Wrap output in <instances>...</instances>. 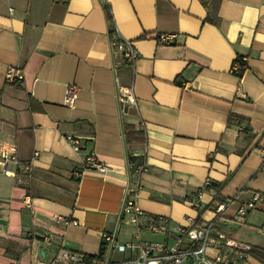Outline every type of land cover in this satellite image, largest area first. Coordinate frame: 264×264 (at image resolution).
Listing matches in <instances>:
<instances>
[{
    "label": "crops",
    "instance_id": "1",
    "mask_svg": "<svg viewBox=\"0 0 264 264\" xmlns=\"http://www.w3.org/2000/svg\"><path fill=\"white\" fill-rule=\"evenodd\" d=\"M116 33L134 42L133 66L113 53ZM8 68L22 79L7 82ZM130 85L135 105L120 107L117 87ZM129 129L142 140L128 142ZM262 145L264 0H0V151L16 159L0 161V264H49L59 248L96 257L103 234L115 236L111 261L134 258L128 188L144 215L183 227L209 224L224 203L212 233L264 250ZM88 155L106 170L86 169Z\"/></svg>",
    "mask_w": 264,
    "mask_h": 264
},
{
    "label": "built area",
    "instance_id": "2",
    "mask_svg": "<svg viewBox=\"0 0 264 264\" xmlns=\"http://www.w3.org/2000/svg\"><path fill=\"white\" fill-rule=\"evenodd\" d=\"M175 34L156 35V41L160 45L171 46L175 43ZM113 53L119 61L133 66L138 58V53L134 47V42L124 39L117 33L110 43ZM241 61L233 64L232 71L237 76H241ZM22 72L17 68H8L5 80L12 82L22 79ZM117 100L120 107L135 105V97L132 86L117 87ZM78 98V90L73 85L65 87L63 104L68 108H73ZM66 140L74 149H78L79 138L76 136H67ZM258 154L264 160V145L258 149ZM14 147L8 150L0 151V161L5 165L7 162L15 163ZM85 168L93 169L98 172L106 170L105 165L98 163L93 155H88L85 159ZM27 169V168H26ZM6 175L14 177L13 173L5 170ZM135 190L127 189L120 210V217L127 218L130 224L137 231V252L134 258H129L121 262L111 261L109 254L115 248V236L103 234L102 242L107 246V258L100 263L94 257H88L80 252L70 251L59 248L49 264H240L248 247L240 245L224 237L219 232L212 233L215 221L225 210L224 203H218L214 207V220L204 226L183 227L173 221L160 217L146 216L135 202ZM259 195H255L253 201H256ZM29 206V202L26 201ZM248 207H253V202L248 203ZM238 214L246 215L244 209H240ZM57 222H66L65 219L57 217ZM67 223V222H66ZM72 224L74 222H71ZM142 231H148L153 235L161 236L160 241H145L140 238ZM261 231L264 232V224ZM46 243L51 244V237H44ZM10 264H17L13 261Z\"/></svg>",
    "mask_w": 264,
    "mask_h": 264
},
{
    "label": "trees",
    "instance_id": "3",
    "mask_svg": "<svg viewBox=\"0 0 264 264\" xmlns=\"http://www.w3.org/2000/svg\"><path fill=\"white\" fill-rule=\"evenodd\" d=\"M107 16H109V13L107 12ZM241 72L244 71L245 66L241 63ZM127 136V141L131 142V141H141L142 140V136L140 135L139 132L134 131L133 129H129V132L126 133ZM218 225H214V229H217ZM24 251L23 248H20L16 253L15 252H10V255L13 259L18 260L20 255L22 254V252ZM9 251L7 250V253ZM248 255H251L261 261H264V250L262 249H258V248H249V250L246 252ZM245 253V254H246ZM108 255V249L106 248L105 244H103L102 249L100 250L99 254L94 257L96 258L100 263H103V261L107 258Z\"/></svg>",
    "mask_w": 264,
    "mask_h": 264
},
{
    "label": "rangeland",
    "instance_id": "4",
    "mask_svg": "<svg viewBox=\"0 0 264 264\" xmlns=\"http://www.w3.org/2000/svg\"><path fill=\"white\" fill-rule=\"evenodd\" d=\"M129 227V234L128 235H130L131 236V238H134V236L136 235V232L133 230V228L131 227V226H128ZM142 237H144V238H150V239H152V238H155V237H153L152 235H150V234H147V235H143ZM117 249H114L112 252L110 251V253L111 254H109V257H110V259L111 260H113V258H114V256L116 255V253H117ZM129 258H131V257H129ZM128 258V259H129ZM126 259V258H125ZM124 259V260H125ZM127 260V259H126Z\"/></svg>",
    "mask_w": 264,
    "mask_h": 264
}]
</instances>
